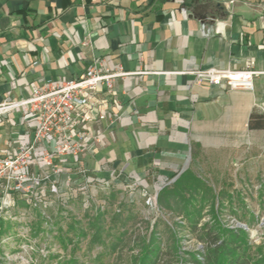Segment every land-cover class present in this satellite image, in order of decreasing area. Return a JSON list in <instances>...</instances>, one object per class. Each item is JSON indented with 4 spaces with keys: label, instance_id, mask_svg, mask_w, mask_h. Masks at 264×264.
<instances>
[{
    "label": "crops",
    "instance_id": "crops-1",
    "mask_svg": "<svg viewBox=\"0 0 264 264\" xmlns=\"http://www.w3.org/2000/svg\"><path fill=\"white\" fill-rule=\"evenodd\" d=\"M91 66L125 74L99 87L92 113L106 115L85 159L99 180L160 182L211 156L264 162V130L248 123L264 115V0H0V103ZM212 68L254 71V88L198 79ZM20 117H5L0 153L29 140Z\"/></svg>",
    "mask_w": 264,
    "mask_h": 264
},
{
    "label": "rangeland",
    "instance_id": "rangeland-1",
    "mask_svg": "<svg viewBox=\"0 0 264 264\" xmlns=\"http://www.w3.org/2000/svg\"><path fill=\"white\" fill-rule=\"evenodd\" d=\"M245 161L242 155L188 160L160 182L139 177L138 173L122 182L98 179L91 183L75 179L68 184L69 191L61 196L51 193L48 184L43 185L45 193L31 205L16 199L15 212L22 211L27 220L19 223L0 219V240L6 235L14 239L6 243L0 241V264H58L70 258L74 245L80 247L75 254L78 261L92 264L104 248H90L93 231L87 226L100 212L106 216L107 228L123 237L121 248L108 259H126L130 254L139 253L141 248H136L134 242L139 237L149 238L154 230L159 234L163 250H167L174 244L168 226L178 231L182 250L202 248L204 242L200 234L188 227L187 214L163 209L158 202L160 192L166 187L177 186L181 192L182 186L188 183L194 184L191 191L197 188L200 195L192 198L193 193L188 196L185 190L181 193L185 200L200 204L203 197L207 198L198 226L211 223L217 213L225 227L243 228L249 233L251 244L264 250V162ZM189 173L194 175V180L178 187L176 181L180 175ZM181 200L171 204L175 207ZM72 227L89 232V237H77ZM23 229L26 233L19 236ZM61 238L72 240V244L67 243L68 250L63 247ZM21 244H25V248H20Z\"/></svg>",
    "mask_w": 264,
    "mask_h": 264
},
{
    "label": "built area",
    "instance_id": "built-area-1",
    "mask_svg": "<svg viewBox=\"0 0 264 264\" xmlns=\"http://www.w3.org/2000/svg\"><path fill=\"white\" fill-rule=\"evenodd\" d=\"M123 75L91 66L82 77L49 80L42 86L30 84L29 97L0 103V127L8 114L20 113V124L26 130L21 134L29 133V140L19 139L14 151L0 153V219L19 223L27 220L22 211L15 212L16 201L20 198L31 205L45 193L43 185L48 184L51 193L61 196L75 179L91 183L98 180L85 167V159L103 144L105 137L90 124L104 120L106 115L95 118L92 113L100 102L99 87L104 83L111 86L113 79ZM254 75L251 70L215 68L197 73L199 80H210L216 86L250 91ZM28 119L34 121L32 127H27ZM25 233L23 229L19 236ZM0 241L14 239L6 235ZM25 246L21 244L20 248Z\"/></svg>",
    "mask_w": 264,
    "mask_h": 264
},
{
    "label": "trees",
    "instance_id": "trees-1",
    "mask_svg": "<svg viewBox=\"0 0 264 264\" xmlns=\"http://www.w3.org/2000/svg\"><path fill=\"white\" fill-rule=\"evenodd\" d=\"M248 123L250 130H264V115L254 111ZM191 179L194 180V175L192 173L181 174L176 182L178 187H180L182 183H188ZM195 179L199 181L197 178ZM182 187H184L182 188L184 190L181 192L178 191L177 186L166 187L160 192L158 202L163 209H169L178 213L185 212L187 214L189 220L188 227L192 229V231L200 234V238L204 242L202 248L197 250H182L178 242V231L168 226L167 229L171 234L174 244L167 250H163L162 243L159 241V234L157 230H154L149 238L139 237L134 242L136 248H141L139 253L130 254L126 259H122V257L108 259L121 248L123 237L114 234L110 227L107 228V224L105 225L106 216L100 212L97 215L98 217L94 218L87 226L90 231H93V235L90 237L89 241L90 248L92 249L96 246H102L104 248L103 252L95 258L92 264H264L263 248L251 244L249 240L250 235L243 228L225 227L217 213H214L211 223L208 222L202 226H198L201 210L206 208L207 198L203 197L200 204L197 202L194 203L193 200H185L181 195L185 190H188L186 193L188 196L190 193H195L194 196L192 194V198H196L200 193L197 188L195 191H191L194 184L191 186V184L188 183L187 186ZM179 199H182L181 202H177V205L174 207L171 203ZM113 223H115V221ZM72 230L76 232L79 238L89 237V232L83 229L78 230L72 227ZM61 241L63 247L68 250V244H72V240L68 239L67 241L61 238ZM125 246L124 244V247ZM79 248L78 245H74L71 249L70 258L66 257L58 264H83L78 261L75 256Z\"/></svg>",
    "mask_w": 264,
    "mask_h": 264
},
{
    "label": "bare ground",
    "instance_id": "bare-ground-1",
    "mask_svg": "<svg viewBox=\"0 0 264 264\" xmlns=\"http://www.w3.org/2000/svg\"><path fill=\"white\" fill-rule=\"evenodd\" d=\"M254 85V84H253ZM253 88H254V86H253Z\"/></svg>",
    "mask_w": 264,
    "mask_h": 264
}]
</instances>
